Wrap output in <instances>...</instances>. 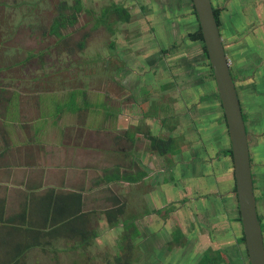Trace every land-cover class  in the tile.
<instances>
[{"label":"crops","instance_id":"crops-1","mask_svg":"<svg viewBox=\"0 0 264 264\" xmlns=\"http://www.w3.org/2000/svg\"><path fill=\"white\" fill-rule=\"evenodd\" d=\"M213 3L223 5L224 0H213ZM257 4L258 1L250 6L242 0L226 2L227 6L221 14L223 39L231 40L238 32L242 33L244 27L249 28L248 22L261 14L260 9L256 8ZM193 14L192 19H186L185 25L198 27L196 15L194 12ZM230 20L237 21V33L234 26L230 27ZM23 24L13 17L9 19V14L0 13V262H24L36 249L58 252L61 240H67V244L75 241L77 237L72 233L74 227L68 222L62 223L61 218L62 214L77 211L78 196L81 200V212L91 215H106V209L124 203L123 214L116 224L110 225L106 216V228L114 230L119 229L114 227H119L118 223L127 211V202L118 192V186L123 189L130 187L127 190L138 189V197H146L148 205L158 209L160 191L166 193V187L173 180V177L169 180L162 177L161 181L157 178V151L150 140V135L155 134L147 131L150 143L146 147L140 145L143 134L140 122L144 118L150 128L151 118L154 117L145 115L142 110L139 112L121 108L114 114L113 109L101 100L88 101V89L77 88V81H45L44 65L40 59L45 49H39L34 46L35 43L31 45L28 42L31 37L27 35L29 31L24 29ZM183 26L182 24L181 27ZM262 40L264 41V27L258 26L254 32L246 34L242 43L246 47L248 41H253L257 50L255 57H260L258 45ZM227 48L231 67L235 62L232 68L238 71L241 81H246L245 74L249 72L247 70L251 64H244L246 60L243 52L232 51V56ZM260 61L261 57L258 59ZM30 63L36 64L35 72L30 69ZM194 67H190L189 78L202 85L208 83L207 73L203 71L206 70L205 67L202 64ZM258 70L261 76L264 64ZM261 81H264V76ZM82 82L88 85V81ZM217 92L218 90L206 92L199 103L187 102L189 107H193H188L193 114L188 120V126L194 128L196 137L190 144L192 150H184V156L197 151L212 158L218 151L227 149V144L231 145L226 115ZM244 95L248 102L246 93ZM258 100L256 102L259 103H253V108L249 106L251 118L253 111L259 116L264 108V101ZM89 106L103 108L97 123L88 115ZM215 107H220L223 112L224 119L220 122V127L215 121L214 113L217 112L210 111ZM112 117L118 120L113 121ZM185 123L182 122L184 127ZM172 127L169 126L170 132ZM257 147L253 148V167L257 171L255 185L256 193L258 189L260 191L259 195L257 193L260 199L264 186V161L260 154L262 144ZM221 158L214 161L210 170L203 169L201 163L193 161L190 167L192 174L185 176V172H181L180 176L183 182H192V176L196 179L211 172L221 173L231 181L227 183L228 195L221 201H216L213 208L196 202L189 209L195 208L196 226L190 230L187 225L188 230L186 229L191 237H197L191 241L192 254L198 250L203 251L200 245L205 243V249H222L226 261H230L231 255L228 249H223L224 244L235 246L240 238L239 235L235 238L231 236L230 231L231 221H234V229L239 226V218L236 215L232 218L230 215L234 211L235 196L232 187L235 186V171L234 165L232 172L230 165L227 168L221 165L224 162ZM187 159L192 161L194 157L190 155L179 161L182 163ZM195 163L198 165H194ZM178 164L176 163V168ZM167 170L171 172L172 168H168L165 161L161 170L163 176ZM198 170L203 174L196 173ZM198 187L194 185L188 189L193 193L198 192ZM104 201L108 205L100 207ZM101 220L104 221V217ZM221 223H224L225 231L220 230ZM197 224L203 226L198 227ZM240 227L242 232V225ZM84 228H88V223L84 224ZM40 253L44 254L43 250ZM223 256L221 264L226 263Z\"/></svg>","mask_w":264,"mask_h":264},{"label":"rangeland","instance_id":"rangeland-1","mask_svg":"<svg viewBox=\"0 0 264 264\" xmlns=\"http://www.w3.org/2000/svg\"><path fill=\"white\" fill-rule=\"evenodd\" d=\"M76 2L77 0H0V13L9 14V19L13 17L15 20H21L24 29L29 31L27 35L31 37L28 42L31 45L35 43L34 46L39 49H45L40 58L44 65L45 81L52 79L77 81V88L88 89V101L101 100L103 104L113 109L114 114L117 113L118 108H121L139 112L142 110L145 115L154 117L151 118L153 120L150 121V128L144 118L140 122V129L143 132L141 147H146L150 143L147 135L149 133L164 139L171 136L176 138V148L179 149L177 153L168 152L161 155L157 150L155 152L156 175L160 181L162 177L169 180L174 176L175 163H179V169L187 176L192 174L191 162H199L203 169L210 170L214 161H218L221 157L224 160L221 165L225 168L230 165L232 172L233 159L223 152L218 151L212 158L205 157L207 154L197 151L186 153L184 156V150H192L190 144L196 137L194 128L188 126V120L193 116L190 112L193 107H189L187 102L199 103V99H202L201 96L206 92L217 91L216 80L214 81L209 73L210 69L204 70V73L209 75L207 77L209 82L204 85L188 76L190 65L197 60L205 62L202 66L206 67L202 43L195 42L188 36L197 25L195 27L185 25L186 19H192L194 15L193 2L191 0H80L82 10L78 13L77 22L63 29L64 36L61 38L48 34L47 29L58 14L59 7L63 3L67 4L69 7L67 11L71 12ZM259 4L260 0L256 5L257 9H260ZM118 6L126 9V13L130 14L129 20H125L126 13L119 11ZM195 20L198 24L197 17ZM262 20L264 21V18ZM259 22L256 21L253 25L248 22L247 25L249 28H258ZM244 29L238 37L239 40H243L249 32L248 27ZM174 43L175 45L172 46ZM226 44L230 46L231 40L227 39ZM162 47L166 48V53L162 51ZM36 68L35 63H30L32 72H35ZM82 81H88V85L86 86ZM244 96L242 91L243 99ZM188 107L191 109L189 110ZM210 111L217 112L214 113L215 121L219 126L224 119L223 112L220 107ZM102 112L103 108L88 107V115L90 114L95 123L102 116ZM116 119L118 120L112 117L113 121ZM184 121L188 128L183 126ZM169 126H173L172 132ZM229 146L227 144L226 147ZM190 155L194 157L192 161L188 159L182 163L179 161ZM165 161L168 168L172 165V171L167 170L163 176L161 170ZM176 173L180 181L171 180V185L166 187V193L160 191L161 200H157L158 213L155 212L154 206L148 205L146 197H138L136 192L138 189L127 190L130 187L123 189L118 186V192L127 202V211L119 221V227H114L119 229L106 228L104 213L93 214L91 223L99 236L91 240L89 245H81L77 238L70 242L72 246L63 239L58 252H50L38 247L39 249H36L23 264H196L194 256L190 253L182 260L177 259L176 253L172 256H162L158 253L167 247L186 249L177 245L175 240L168 243L166 240L171 237V232L173 237L176 235L181 222L187 224L189 222V225L195 222V208L190 211L189 209L193 208L196 202L201 206L213 208L216 201L225 198L229 193L227 183L231 181L221 173L210 172L206 175L198 170L196 173L203 174L202 176L196 179L192 176V182L186 180L183 182L181 172L177 170ZM194 185L199 186V193L197 191L192 193L188 189L189 186L194 187ZM257 193L259 195V189ZM186 194L188 201L182 205L181 199ZM199 194L202 197L198 198ZM172 200L178 201L172 202ZM233 200L234 211L230 213L232 218L238 216L237 196ZM105 205L108 204L104 201L100 207ZM102 217L104 221L101 220ZM233 223L234 221L230 222L231 236L241 237L240 222L236 229ZM155 226L158 228L153 229L152 227ZM165 227H169L171 232L165 233ZM224 228V223H221L220 230L225 231ZM160 233L164 234L156 241L155 238ZM150 234H155L154 239L149 238ZM153 242L157 244L154 245L158 254L156 258H153L154 255L151 256L154 250L151 251ZM200 247L205 249V243ZM223 249L229 250L231 261H236V264L239 253L243 255L245 264H249L244 245L233 246L225 243ZM42 250L44 254L40 253Z\"/></svg>","mask_w":264,"mask_h":264},{"label":"water","instance_id":"water-1","mask_svg":"<svg viewBox=\"0 0 264 264\" xmlns=\"http://www.w3.org/2000/svg\"><path fill=\"white\" fill-rule=\"evenodd\" d=\"M226 115L243 231L251 264H264V237L257 209L244 113L212 0H193Z\"/></svg>","mask_w":264,"mask_h":264},{"label":"flooded vegetation","instance_id":"flooded-vegetation-1","mask_svg":"<svg viewBox=\"0 0 264 264\" xmlns=\"http://www.w3.org/2000/svg\"><path fill=\"white\" fill-rule=\"evenodd\" d=\"M191 1L194 4V1L193 0H191ZM227 1L228 0H224V4L223 5H219V4H216L215 5L213 3L216 7H220L221 8V12H220V20H221L220 31L221 32L223 31V29H222L223 23H222V16H221V14H222V10L224 8H226V6H227L226 5V2ZM242 1H246V3L248 4V6H250L251 3L257 2L258 0H242ZM237 2H240V1H237ZM259 6H260V11H261L260 16H258L255 21L250 22V23L253 25V23H255L256 21L257 22L260 21L258 23V25L264 27V21L262 20V18H264V0H260ZM247 11H249V10L247 9ZM232 26H234V28L236 30V33H237V31H238V29H237V26H238L237 25V21L230 20V27H232ZM248 31H249L248 33L254 32L255 31V28H253V29H252V27L251 28H248ZM193 32H195V30L190 31L189 33H193ZM240 34H241V32H238L236 34V36L233 39H231L230 48H227L229 46H227V44H226V39H224V44H225V48L228 49V53H230L231 55H232V51H233V53L234 52H237L238 50H239L238 52H241V53L243 52L242 55L245 56V60H246V63H244V64H246V65H248V63L251 64L249 70L246 69L247 71H249L248 73L245 74L246 81H241L242 79H241V76L239 75L238 71L232 68L234 66L235 62L232 64V67L231 68H232L233 74L235 75L234 76V80L236 82V87H237L238 95L240 97V101H241L243 113H244V116H245L244 119H245L246 126H247L248 139H249V145H250V154H251V163H252V172H253L254 185H255V175H256L257 171L253 167L254 164H255L254 163V159H253V153H255V149H253V148H254V146L257 147L259 144H262V148H260V154H261V159L264 161V108H263L262 111H260L259 116H257L255 114V111H253V117L251 118V113L249 111V109H250L249 106L251 108H253L254 107L253 103H255L256 100H258V99H261V100L264 101V81H261V80H263V76H264L263 74L264 73L260 76V73L258 72L259 71L258 68L264 64V41L262 40L261 43L258 45V47H259V49L261 51V54H259L260 57H261V61L258 62V59L260 57H258V56L255 57L257 50L254 48L256 46L253 45L254 44L253 41H248L247 46L244 47L243 46V43H242V40H239L238 39V37H239ZM193 41L196 42V41H199V40H193ZM200 43H202V42L200 41ZM202 47H203V43H202ZM162 51L165 52V53L167 52V50H166L165 47H162ZM258 53H260V52H258ZM203 54H204V56H206V52L204 50V47H203ZM205 59H206V57H205ZM204 63L203 62H200L199 60H197L194 64L190 65V67H191V69H194L195 68L194 66L196 64L200 66L201 64L203 65ZM193 72H194V70H193ZM256 74H257V77H256ZM207 75H208V73H207ZM213 80L215 81L216 79L213 78ZM216 85H217V83H216ZM217 90H218V86H217ZM243 90H245V93H246V97L248 99V102L246 101V99H243V97H242V91ZM170 168H172V165H171ZM177 170L179 172H182L179 169V166L176 168V165H175L174 166V171H173V173H174L173 181H175V182L176 181H180V179L178 177V174L176 173ZM235 184H236V182H235ZM232 190L234 192V196H237V199H238L237 189H235V186L232 187ZM255 194H256V198H257V209H258L259 217H260V220H261L262 229H263V237H264V186L262 188V192H261L260 199H258V197H257L256 185H255ZM174 201H178V200H172V202H174ZM186 201H188L187 194L182 197L181 204L183 205V203L186 202ZM237 208H238V216L237 217L239 218V216L241 215V213L239 212V210H240L239 209V201L237 203ZM155 212L158 213L157 212V209L155 210ZM238 221L242 225V232H244L243 231L242 219H241V221L238 219ZM189 224H190L189 222H188V224L186 222H181L180 223V226H179V229H177L178 231L176 232V235L174 237H173V233L171 232V230L169 229V227L166 228V232H165V233L171 232V237L166 240L167 243L169 241H174L175 240V241H177L176 242L177 245H179L182 248L183 247H186V249H181V248H179V249H173V248L172 249H169L167 247L168 249L166 248L165 250H161L158 254L159 255L161 254L162 256L163 255H165V256L166 255L172 256V254L176 253L177 254L176 255L177 256V259L178 260H182L187 255H189V253H190L191 255L194 256V262H196V264H202L201 262H202L203 258L205 257V254L208 251H210L211 255H215L216 251H219L220 254H221V258L217 262V264H221V259H222V256H223L222 255V251H223L222 249L219 250V249H213V248H209L208 247V248L204 249L203 251L198 250L196 253L192 254V251H191L192 250V243H191V241L193 242V240L196 239L197 237L194 236V235H193V237H191V234H189L187 232V230H188L187 225H189ZM195 226H196V223L193 222L191 225H189V229L191 230V229L195 228ZM197 226L200 227V226H203V225L197 224ZM152 228L153 229H156L155 227H152ZM163 234L164 233H160L155 238V240L157 241L158 237L161 238V236ZM154 237H155V234H150L149 235V238L150 239H154ZM241 237H242V235H241ZM240 238L238 239L237 242H238V244L244 245V249H245L246 254H247V257H248V263L251 264L250 257H249V253H248V248H247V244H246V240L245 241H242V240H240ZM154 245H155V242L151 243V251L154 249L153 252L151 253V256L154 255L153 258H156V256L158 254H156L157 253V251H156L157 248L155 246L157 244L155 246ZM153 247H155V248H153ZM242 257H243V255L240 253L239 260H237L239 264L244 263V260L245 259L242 258ZM170 260L172 261L173 260V257ZM152 261H154V260L152 259ZM225 261H226V258H225ZM232 261L231 260L230 261H226L225 264H233V263H235V261H233V262Z\"/></svg>","mask_w":264,"mask_h":264},{"label":"trees","instance_id":"trees-1","mask_svg":"<svg viewBox=\"0 0 264 264\" xmlns=\"http://www.w3.org/2000/svg\"><path fill=\"white\" fill-rule=\"evenodd\" d=\"M80 0H77L76 5L74 7V10H71V12H68L67 10H69L67 4H62L59 7V12L58 14L53 18L51 25L48 27L47 29V33L51 34V35H57L58 37H63L64 33L62 32L64 28H66L68 25H73L77 22L78 19V13L82 10V4H80ZM117 9L119 11H121L122 13H126V9L118 6ZM214 10H215V15L218 21L219 26L221 25V20H220V12H221V8L220 7H216L214 5ZM193 12L195 13L197 19H198V27L195 30V32L193 33H189L188 36L190 39L192 40H199L203 43V47L204 50L206 52V67L205 69H210V74L212 75L213 78H215L214 75V71L211 65V62L209 60V54H208V50L204 41V36H203V31L200 25V21L198 18V14H197V10L195 8V5L193 4ZM125 20H129L130 19V14L126 13V15L124 16ZM222 34V33H221ZM81 45H83V42L81 43ZM175 45V44H174ZM172 45V46H174ZM165 51V50H164ZM204 68V67H203ZM231 72L233 77L235 76L233 74L232 68H231ZM208 77V75H207ZM217 96L219 97L220 101V95L217 92ZM221 105H222V101H221ZM223 109V106H222ZM245 118V116H244ZM150 140H151V144L152 147L154 149H156L161 155H165L168 152H173V153H177L179 151V149L176 148V138L174 136H171L167 139H164L163 137H159V136H155V135H150ZM223 153L225 155H230L233 159V153H232V147L230 145V147H228L227 149L223 150ZM235 182H236V178H235ZM235 189H236V184H235ZM80 197H77V202H78V207H77V211H72L69 214H62V218H61V222L65 223L68 222L70 223L71 226L74 227L73 229V235L76 236L79 240H80V244L81 245H89V243H91V240H94L95 238H97L99 236L98 231L95 229V227L93 226V224L91 223V219H92V215L90 213L85 214L84 212H81V205H80ZM124 203H120L118 204V206L112 207V208H108L106 209V216H107V220L108 223L110 225H114L118 222L119 217L121 216V214H123L124 211ZM64 209V205L62 207ZM67 212V211H66ZM158 212V210H157ZM240 212V210H239ZM241 215L239 216V220L241 221ZM88 223V228H84V224ZM67 224V223H66ZM240 240L245 241V234L243 232L242 237L240 238ZM218 254L215 253V255H211L210 251H208L205 254V257L202 260V264H217V262L220 260L221 258V254L219 251H217ZM0 264H23L22 261L17 260V261H3L0 262Z\"/></svg>","mask_w":264,"mask_h":264}]
</instances>
